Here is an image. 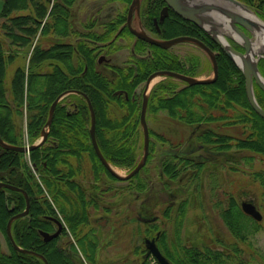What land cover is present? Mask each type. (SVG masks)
I'll use <instances>...</instances> for the list:
<instances>
[{"label":"trees","instance_id":"obj_1","mask_svg":"<svg viewBox=\"0 0 264 264\" xmlns=\"http://www.w3.org/2000/svg\"><path fill=\"white\" fill-rule=\"evenodd\" d=\"M116 1H122L124 6L112 7ZM131 1L101 0L95 12L75 29L72 8L77 0H56L50 12L47 0H3L0 17L6 21L5 36L10 41L0 40L1 138L9 144L22 145L24 134L19 123L26 113L28 140L34 143L41 136L57 97L66 91L81 92L71 93L57 104L46 142L30 153L36 173L25 154L0 145V182L24 189L31 200L29 215L13 222L14 239L20 247L44 255L49 264H78L81 250L87 261H96L100 244L94 234L97 227L92 225V210L103 207L109 193L134 190L148 196L154 187L160 194L168 192L173 197L176 193L171 194L163 177L170 183L186 176L199 180L208 163L219 169L228 164L230 170L237 172L242 170L240 165L252 167L256 160L261 162L262 169L246 173L261 187L264 209V119L248 101L242 71L223 52L217 57L219 75L214 83L189 85L167 77L149 95L147 118L165 112L174 122L193 127L188 142L195 140L194 149L179 151L181 144L151 129L146 165L131 179H116L99 160L91 140V112L83 94L95 111V135L103 156L113 166L130 172L143 156L140 117L149 76L157 71H172L198 77L205 71L198 54L162 49L136 39L125 25ZM240 1L264 19V0ZM89 2L92 5V0ZM164 5L163 0L143 1V25L151 35L156 32L154 20ZM161 29V39L187 35L217 49L203 30L174 14ZM39 31L41 36L55 39L50 47H33ZM65 38L72 40H61ZM13 42L20 49H14ZM31 49L28 66L19 65L6 86L7 68L19 56L25 59ZM124 52L126 57L121 60ZM101 57L105 58L102 62ZM259 69L264 76V64ZM255 93L264 108V92L255 86ZM223 129H232L238 135ZM201 151L204 154L196 155ZM157 159L160 165L151 169L149 165ZM117 182L122 186H116ZM223 197L225 204L218 200L216 206H220L226 226L237 240L250 243L259 232V223L242 211L234 194L224 193ZM160 200L146 209L140 205L143 216L150 214L152 219V214L159 218L153 213ZM188 204L185 199L178 205L174 216L176 233L187 215ZM25 208L23 193L0 188V264H45L36 256L17 251L7 235L8 221ZM105 208L111 210L110 206ZM52 215L63 217L77 246L69 237L44 242L40 232H50L46 218ZM161 215L173 218L171 207H166ZM146 225L150 226L149 234L161 231L158 246L172 264L246 263L238 245L223 250L188 247L178 237L168 241L164 228L155 223ZM148 260L143 258L141 264Z\"/></svg>","mask_w":264,"mask_h":264},{"label":"rangeland","instance_id":"obj_2","mask_svg":"<svg viewBox=\"0 0 264 264\" xmlns=\"http://www.w3.org/2000/svg\"><path fill=\"white\" fill-rule=\"evenodd\" d=\"M55 1L56 0H51L53 4ZM89 1L90 0H77L72 8L75 29H79L81 25L80 22H86L90 15L95 12L94 9H97L95 7L100 5L101 0H92V5ZM52 3H49V10L51 9ZM121 5L124 6L122 1H116L113 3L112 7L116 9L118 7L119 9ZM2 7L3 0H0V12ZM104 11L105 10H103V12ZM5 23V19L0 17V40L6 43L10 40H6V30L4 29ZM54 40L55 39L52 37L41 36V31H39L34 42L40 44L43 48H48L53 44ZM61 40L67 42L72 40V38ZM12 46L14 49H20L18 44L14 43ZM175 50L183 54L193 53L201 55V50L199 48L190 45H180L176 47ZM31 52L32 49L27 53L25 59H21V56H19L14 63L7 68L5 79L6 86L10 85L14 72L19 65L23 64L24 67L28 66ZM124 54L125 55L120 58L121 60L126 57V52H124ZM204 68L205 71H203V73L205 72L204 74L206 76L211 77L213 72L212 65L209 64L208 67ZM206 76L202 78H206ZM147 123L150 130L152 129L159 133H164L171 141L181 144L179 151L194 149L197 145L194 142L195 140L188 142L194 128L174 122L165 112L150 114L147 118ZM19 125L21 126L25 139L27 129L26 113H24L21 118ZM223 130L235 135L238 133L237 131L234 132L232 129ZM157 147L159 148V145H157ZM201 154H204V152H197L196 155ZM159 165L160 160L157 159L149 166L153 169L152 167ZM229 166L230 165L227 164V166H223L222 169H219L218 165L208 163L201 171L199 180H190V177L186 176L179 181H173L170 183L168 179L163 177L162 181L167 182L171 187V194L176 193V196L173 197L170 196L168 192L160 194L156 188L154 189V187L153 194L148 196L139 194L134 190L119 192V194L109 193L108 198L106 199V204L102 205L103 207L99 210H92V219L96 220V222H92V225H95L96 227L97 225L100 226L98 241L100 248L95 252L96 261L93 263L87 261L85 252L81 250L82 257L78 264H141L140 260L142 256L141 253L138 255L137 248L142 249L144 247L145 239H151L154 237L156 231L152 234L148 233L150 226H147L146 222H141L140 219L138 220V210L140 205H143L146 209L149 205L155 204L160 198L161 200L158 201L159 205L154 207L155 210L153 214L156 216L159 215L155 224L159 228L162 227L161 229L164 228L168 241H171L172 238L178 237L182 239V243L188 247H209L214 250H221L223 247L238 245V247L242 249V259L246 262L245 264H264V209L261 202L262 189L258 183L253 182L246 173L262 169L263 164L256 160L252 167L240 165L242 170L240 169L241 171L239 170L237 172L230 170ZM243 169L245 172H243ZM117 171L121 175H126L129 172L121 168L117 169ZM211 171H214L216 175H213V173L211 174ZM152 174L155 175L154 179L157 181L158 179L155 170H153ZM90 180L91 179H88L87 181L89 182ZM157 184L158 183L155 185ZM115 185L119 187L122 186V184L118 182ZM224 193L234 194L239 204L244 201L253 203L257 210L262 214L263 220L258 222L260 225L259 232L252 236L250 243L249 241L241 242L237 240L222 219L219 212L220 206L218 207L216 205H218V200H220V203L223 201L225 204L223 197ZM185 199H188L189 202L187 215L182 226L176 233L175 230L177 227L174 223L176 221L174 216L178 205ZM109 206L111 207L110 209L112 213L106 217L104 208H108ZM166 207H171L173 218L165 219L161 217V213ZM144 217L146 218V216ZM151 217L155 216L151 214ZM147 264L156 263H154V260L151 258L148 260Z\"/></svg>","mask_w":264,"mask_h":264},{"label":"water","instance_id":"obj_3","mask_svg":"<svg viewBox=\"0 0 264 264\" xmlns=\"http://www.w3.org/2000/svg\"><path fill=\"white\" fill-rule=\"evenodd\" d=\"M167 6L162 10L160 15V21H163L168 10L171 9L174 13L177 14L181 19L189 21L203 30L225 53V55L231 59L242 71L245 82H246V92L248 101L253 108V110L264 119V109L259 104L256 95L254 84L264 92V77L259 70L258 62L261 58L264 57V49L256 52V44L261 41L264 37V21L261 20L256 12L251 9L247 4L241 2L240 0H164ZM143 0H132L129 13L127 26L130 32L139 40H142L151 45L160 47L162 49H170L175 45L182 43H189L196 45L201 48L204 53L208 56L212 63V76L209 78H196L186 76L180 73L172 71H157L149 76L145 83L144 93H143V103L141 110V127L144 136V147H143V156L137 166L127 175H121L117 169L111 165L103 156L95 135L96 129V116L94 108L85 95L89 109L91 112V140L101 163L109 171V173L118 180H128L135 175H137L141 169L145 166L150 148V132L146 119L147 108L149 95L154 85L165 79L166 77H173L177 80L188 83L189 85H198V84H210L214 83L218 79L219 68L217 63L216 54L202 41L190 36H179L172 39L161 40L157 39L146 32L144 29L143 23L141 21V6ZM157 23V20H156ZM250 33L253 37L247 35L244 31ZM229 40H232L239 45H241L245 52H240L236 50ZM264 46V44H263ZM71 93H81L79 91H66L61 94L52 104L49 119L42 130L41 139L38 143L30 147H18L13 146L5 141L0 136V145L9 150H14L17 152L25 153L27 151H32L35 148L41 146L47 139L50 126L53 121L54 112L57 104L60 100ZM0 188H6L13 191L23 193L26 199V209L24 212L13 216L7 225V235L13 245V247L22 253L34 255L44 261L45 264H49L48 260L41 254L20 248L12 235V224L18 218L24 217L29 213L30 210V198L27 192L16 186L0 182ZM242 209L245 214L251 216L256 221L262 220V214L257 210L256 206L248 201L242 203ZM145 221V220H143ZM59 224V230L54 234H49L47 232H41V235L44 237L45 242H49L54 238L58 237L61 230L62 224ZM147 249L148 255H152L159 264H171L169 260L160 252L157 247L155 240H147Z\"/></svg>","mask_w":264,"mask_h":264},{"label":"flooded vegetation","instance_id":"obj_4","mask_svg":"<svg viewBox=\"0 0 264 264\" xmlns=\"http://www.w3.org/2000/svg\"><path fill=\"white\" fill-rule=\"evenodd\" d=\"M47 1H49V3H51V0H47ZM165 3V2H164ZM53 6V3L51 4V7ZM166 7V3H165V5L163 6V9ZM162 9V10H163ZM162 10H161V12H162ZM176 15L171 9H169L168 10V12H167V14H166V16H165V18H164V20L163 21H160V15H161V13H160V15H159V17H158V19H155L154 20V25H155V31L156 32H154L153 33V35L155 36V37H157V38H159V35H161L162 34V29H161V25L163 26L164 25V23H165V21L168 19L169 20V22H170V19H171V16L172 15ZM177 16V15H176ZM179 17V16H178ZM141 18H142V14H141ZM261 18V17H260ZM263 21H264V19L263 18H261ZM156 20H157V23H156ZM142 21H143V19H142ZM173 23H174V21H173ZM171 24V23H170ZM244 30V29H243ZM245 31V30H244ZM246 33H247V35H249L250 37H253L250 33H248L247 31H245ZM177 37V36H176ZM206 39V38H205ZM203 42V41H202ZM209 42L210 43H213V44H215V45H217L211 38H209ZM230 42H231V45L236 49V50H238V51H240V52H245V50H244V48L241 46V45H239L238 43H236V42H234V41H232V40H230ZM204 43V42H203ZM206 44V43H205ZM207 45V44H206ZM208 46V45H207ZM209 47V46H208ZM210 48V47H209ZM211 49V48H210ZM212 50V49H211ZM214 52H215V54H216V58L218 57V55L219 54H221L223 51L219 48V46L217 45V49L215 50H213ZM224 53V52H223ZM225 54V53H224ZM105 60V59H104ZM264 62V57L263 58H261L260 60H259V63H258V65H259V68L264 64L263 63ZM258 89H260L259 87H258ZM261 90V89H260ZM17 146H23V144L22 145H18L17 144ZM238 155V154H237ZM194 156V155H193ZM192 156V157H193ZM193 158H195V157H193ZM197 158H199L200 159V157H197ZM31 159V158H30ZM32 161V160H31ZM104 204H106V202L104 203ZM241 204H242V202L240 203V206H241ZM30 208H31V200H30ZM141 206H140V208H139V213H138V216H139V218H138V220L140 219V221H141V219H147V220H150L151 218H149V216L150 215H146V218L143 216V212L141 211ZM25 210V209H24ZM23 210V211H24ZM22 211V212H23ZM105 211V215H106V217H108L109 216V214L110 213H112L111 212V210H104ZM19 213H21V212H19ZM19 213H17V214H19ZM29 213H30V210H29ZM29 213H28V215H29ZM16 215V214H15ZM28 215H26V216H28ZM26 216H24V217H26ZM21 218H23V217H21ZM20 219V218H19ZM158 218L156 217V220H157ZM46 220H47V223H48V226L50 227V232L49 231H47L49 234H54V233H56L58 230H59V224L58 223H61L62 224V230H61V232H60V234H59V236L57 237V238H62V239H64V238H66V237H69V235H70V232H69V230H68V227H67V224H66V222H65V220L63 219V217L62 216H54V215H52V216H48L47 218H46ZM92 222H96V220L95 219H93L92 220ZM98 228V229H97ZM97 228H96V232L94 233L98 238H99V228H100V226H98L97 225ZM160 236H161V231H157L156 232V234H155V236L154 237H152L153 239H155V243H156V245H157V247H159L158 246V244H159V241H160ZM151 238V239H152ZM44 240V239H43ZM52 241V240H51ZM145 241H147V239H145ZM145 241H144V243H145ZM50 242V241H49ZM46 243H48V242H46ZM145 245V244H144ZM145 247V246H144ZM223 249H225V247H223ZM222 249V250H223ZM145 250V248L144 249H142V250H140V252H138V255L141 253V256H142V258H141V262H142V259L144 258V259H147V258H149V256H147V254L144 252V253H142V251H144ZM146 251V250H145ZM138 259H139V257H138Z\"/></svg>","mask_w":264,"mask_h":264},{"label":"bare ground","instance_id":"obj_5","mask_svg":"<svg viewBox=\"0 0 264 264\" xmlns=\"http://www.w3.org/2000/svg\"><path fill=\"white\" fill-rule=\"evenodd\" d=\"M264 37L263 39H261V41L259 43L256 44V52H259L260 50H263L264 49Z\"/></svg>","mask_w":264,"mask_h":264}]
</instances>
